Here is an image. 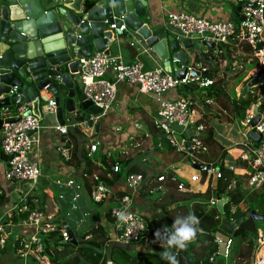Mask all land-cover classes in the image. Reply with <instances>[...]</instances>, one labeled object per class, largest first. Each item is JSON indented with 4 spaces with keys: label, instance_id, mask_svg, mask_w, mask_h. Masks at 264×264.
<instances>
[{
    "label": "crops",
    "instance_id": "obj_1",
    "mask_svg": "<svg viewBox=\"0 0 264 264\" xmlns=\"http://www.w3.org/2000/svg\"><path fill=\"white\" fill-rule=\"evenodd\" d=\"M143 2L144 13L139 17L140 21L149 26H164L173 32L176 30L169 24L168 16L179 10H186L194 16L214 22L232 21L235 24L240 22L234 13L236 9L234 0H189L187 3L182 0H143ZM128 33V29L125 28L122 35L127 36ZM241 48L239 43L230 39L227 43H215L212 49L205 46L201 51L192 49L185 51L190 58L189 65L196 67L195 69L199 66L205 69L202 76L208 71V67L217 68L216 77L213 78L215 83L208 88L200 89L195 85L178 86L158 96L139 92L134 84L119 82L116 84V98L111 111L104 115L98 112L90 118H85L84 111L79 112L76 119H69L64 125H59L66 128L65 133L55 129L58 126L55 114L45 115L46 121L40 120V129L33 136L34 141L29 155L41 169L38 185H35L34 190L28 192L27 185L24 183L9 182L4 179L5 157L0 152V194H3L0 217L6 218L14 207L21 208L23 211L33 207V210L52 214L58 224L72 233L76 243L87 233L104 227L109 235L104 250L108 251L116 235L114 230L116 222L115 219L108 222L105 212L117 206V199L123 193H127L132 198V210L144 218L146 229L151 227L155 228V231L164 226L171 227L177 215L186 216L190 211L197 214L200 212L197 208L200 202L204 203L208 209L217 211L216 206L209 207L208 201L212 198L216 199V194H219L221 198H228L230 195H226V190L222 194L217 191L218 187L215 186L216 182H213L212 171H201L200 167L210 165H217L215 168L219 171L227 170L236 176L237 180L231 181L228 190L235 193L241 200L238 204L241 211L249 210L251 198L246 186L249 167L239 158L240 145L246 141L243 131L237 126L241 140L235 141L234 145H231V141L230 144L224 143L221 146L213 140L216 132L208 125V120L212 116L221 117L223 125L228 127V132L237 124L231 82L244 72V70L240 72L241 67L236 65L237 57L245 55ZM95 54L96 52L93 51L92 56ZM110 55L120 57L126 63L138 61L132 53L122 47L112 51ZM197 55H200L202 59L197 61ZM206 56H210L212 61L207 58L204 63L203 57ZM176 65L179 68L182 67L178 62ZM158 68L163 69L162 62L154 67V69ZM250 71L246 73L239 85L235 86L237 96L241 95L242 88L246 84L243 85V82L249 78ZM167 73L175 76L173 71ZM235 73L238 74L231 78ZM186 93H190L194 99L192 123L184 131L176 128L174 136L176 141L183 139L189 141L192 153L170 143L167 136L154 124L161 99H174ZM42 105L44 108L46 102ZM7 114V111L4 112L3 119L7 117ZM68 116L67 114L66 117ZM198 127H202L199 133ZM193 137L199 139L198 147L194 145ZM91 144H96L94 152L89 150ZM59 146L68 149V158L59 155L57 152ZM200 150L208 153L203 154ZM115 165L119 166L121 171L114 172L112 168ZM130 170L143 176V182L134 190L128 189L125 184V176ZM160 176L164 178L161 181L158 180ZM192 176H197V180L192 181ZM96 181L105 184L110 191L106 201L102 205L98 204V210L94 208L89 196ZM178 182L184 185L182 190L177 188ZM171 195L174 198L171 199ZM201 196H205V199L202 200ZM175 198L178 200L170 202ZM168 201L169 203L166 204L165 202ZM160 203H163L164 208L158 207ZM73 210L82 212L85 218L88 216L93 218V222L86 221L88 227L82 229L79 240H76V233L71 230L68 222L63 219L64 215L61 214L64 212L70 215ZM16 212H13L14 215L19 214ZM7 228H9L7 233L10 234L12 230H16V235L11 238L8 234V245L3 250V254V251H0V264H21L17 261L15 238L20 233L31 234L35 230L30 226L21 225H11ZM258 230L264 235V224L258 226L256 232ZM51 235L54 238H60L57 233ZM145 236L152 246V238L147 230ZM249 239L252 247L248 264H252L254 248L253 240ZM151 246L145 248L141 241L138 244L123 247L135 254L150 250ZM45 248L51 247L45 245ZM53 249L57 252V248ZM216 260L218 258L215 256L214 262ZM187 263L190 262L187 261Z\"/></svg>",
    "mask_w": 264,
    "mask_h": 264
},
{
    "label": "built area",
    "instance_id": "obj_2",
    "mask_svg": "<svg viewBox=\"0 0 264 264\" xmlns=\"http://www.w3.org/2000/svg\"><path fill=\"white\" fill-rule=\"evenodd\" d=\"M235 7H239L238 15L244 19L238 24L232 21H210L203 17H197L187 11L179 10L168 16L169 24L178 31V37L190 38L198 41H208L215 43H227L230 39L238 36L239 40L245 43L251 56L256 60V66L251 69L249 78L261 76L264 72V40L261 38V32L264 27V0H234ZM112 28H116L114 24ZM122 24L118 30L122 33L125 30ZM82 64L80 74L81 88L88 99L99 108V114L104 115L113 109V103L116 98V84L119 82H128L137 86L139 92L146 94L163 95L169 90L178 86L195 85L200 89L208 88L215 83L214 80L204 78L202 73L205 69L197 67L201 76L191 78L189 72L192 68L187 65V71L184 77L177 78L167 73L162 68L153 69L144 72L140 62L126 63L120 57L110 54L96 53L88 59L80 58ZM196 68V67H195ZM262 90V84L260 85ZM17 90L13 87L10 94ZM257 105H264V92L258 96ZM50 109H55V101H47L46 105ZM27 104H21L15 107L13 115L7 114L4 119L0 138V152L5 157L4 179L9 182L24 183L27 190H34L39 181L41 169L35 160L29 155L32 149L33 136L40 129V119L32 114H27ZM194 109V99L190 93L179 96L174 99H161L159 102L158 116L154 124L168 138L169 142L178 145L184 149L185 139L176 141V128L182 131L188 129L192 123V114ZM259 110V109H258ZM252 107L246 111L245 117L239 120V125L246 138L240 145L239 158L246 162L249 167V173L246 180V186L249 192L259 191L264 187V111L259 110V119L254 126L250 125L252 118ZM55 129L60 133H65L64 126H56ZM202 127L197 128V132ZM31 132V134H29ZM248 132L260 134V141L254 142L248 137ZM193 143L196 147L200 145L199 139L193 137ZM96 144H91L90 152H94ZM59 155L68 158V149L59 146L57 149ZM217 165L202 166V172L212 171L216 180L221 177V171L216 169ZM114 172L121 171L119 166H113ZM159 177L158 180H163ZM192 181L197 180V176L191 177ZM143 182V176L137 172H129L125 176V184L128 189L134 190ZM177 188L182 190L184 185L177 184ZM108 187L102 182L96 181V184L90 191V198L93 203L102 204L110 195ZM132 198L130 195L123 194L117 199V206L110 208V215L115 219L114 243L128 246L138 244L142 241L145 248L150 247L151 243L145 236L146 223L144 218L132 210ZM217 200L212 198L208 201L209 206H216ZM239 205L231 203L229 212L231 215L236 213ZM14 211L21 212V208L14 207L9 211L6 218L0 217V251H3L8 245L7 227L30 226L34 228L31 234H18L15 238V252L17 261L21 264H52L50 256L45 252L44 239L57 233L62 240L69 237V232L54 220L52 214L44 213L39 210H30L25 217L13 220ZM121 212L129 215L126 222L118 220ZM253 238V263L264 264V235L261 231H254ZM231 239L226 242L224 257L228 256ZM177 255L180 264L179 250L173 251ZM218 254V249L209 259V263H214V257Z\"/></svg>",
    "mask_w": 264,
    "mask_h": 264
},
{
    "label": "water",
    "instance_id": "obj_3",
    "mask_svg": "<svg viewBox=\"0 0 264 264\" xmlns=\"http://www.w3.org/2000/svg\"><path fill=\"white\" fill-rule=\"evenodd\" d=\"M143 7V0H0V138L4 112L24 103L29 105L27 114L46 121L44 116L53 113L58 125L76 119L82 111L85 118L98 113L99 108L80 88V58H90L93 51L110 54L122 47L136 57L144 72L152 71L162 62L164 71H173L175 77L182 78L190 61L186 50L214 48L213 41L176 37L178 31L143 24L139 19ZM238 12L239 7L234 13L243 21ZM122 24L129 31L127 36L118 30ZM260 35L264 40V27ZM198 76L201 72L192 68L189 77ZM261 84L264 92V72L248 80L241 95ZM13 87L17 90L10 94ZM52 99L56 108H43L42 104ZM252 113L250 125L254 126L259 119L257 104L252 106ZM247 135L260 141L258 133ZM184 148L192 153L189 141L184 143ZM213 182H216L215 174ZM215 198L216 209L224 216L223 206L228 198L219 194ZM246 219L264 220V215L252 210L247 217L233 222L225 218L220 221L213 234L219 255L224 257L230 234ZM60 243L76 245L70 231L68 239ZM45 252L52 257L49 248ZM213 264H225V260L220 258Z\"/></svg>",
    "mask_w": 264,
    "mask_h": 264
},
{
    "label": "trees",
    "instance_id": "obj_4",
    "mask_svg": "<svg viewBox=\"0 0 264 264\" xmlns=\"http://www.w3.org/2000/svg\"><path fill=\"white\" fill-rule=\"evenodd\" d=\"M235 43H239L242 47L241 50L245 55L237 57L236 65L241 67V71L244 70L243 73L239 74L236 77L235 81L231 82L232 85V93H233V107L236 118L243 119L245 117L246 111L249 110L254 104L257 103L258 96L261 94L262 90L260 86H254L250 88V90L246 93V95H236L235 86L239 85L241 80L245 77L246 73L256 66V60L251 56L249 47L243 43L239 42L238 36L232 38ZM207 58H210L209 61H212L210 56L203 57L204 63ZM202 59L200 55L196 56V60L199 61ZM214 60V59H213ZM216 62V60H215ZM217 69V68H216ZM213 67H208V71L203 76L204 78H209L214 80L216 77V70ZM232 71V70H231ZM238 72V73H240ZM238 73H235L231 78L235 77ZM250 78H247L243 85L247 83ZM229 81V79L227 80ZM229 84V82H228ZM258 109L260 111H264V105H258ZM129 172H134L130 170ZM236 176L227 170H221V177L216 180L215 186H217V191L222 194L225 190L226 195H230L228 198V202L224 204V216L221 215L214 209H208L206 205L200 202V205L197 206L200 209V212L195 214L199 218V228L201 231L198 233L197 238L190 243L191 247L196 246L191 249V247H187L186 250L179 251L180 256V264H186V262H190L191 264H212L208 262L209 257L216 252L217 244L214 239L213 234L218 230V225L221 221V218H225L226 220L233 222L236 219L247 217L251 210H256L259 214L264 215V187L259 191L250 192V198L252 201L251 208L247 211H241L239 208L236 210L234 215L229 214V205L239 204L240 199L236 197L235 193L230 192L229 184L231 181H236ZM179 183V182H178ZM234 190V189H233ZM235 191V190H234ZM233 193V194H232ZM244 193V192H242ZM124 194V193H123ZM122 195V194H121ZM170 195V194H169ZM170 198H174V196H170ZM3 200V194H0V205ZM178 199H174V202ZM260 200L261 202L257 207H254L253 204L255 201ZM106 200H104L105 202ZM166 204L169 203L165 202ZM103 204V203H102ZM101 204V205H102ZM157 204V203H156ZM161 209L164 208L163 203L158 204ZM257 205V203H256ZM33 210V207L28 208L23 212H18L19 214L13 215V220L17 221L18 219L25 217L26 214ZM105 217L108 222L114 221V218L110 215V208L106 210ZM256 229V225L253 220L246 219L243 223H241L233 232L235 235H240L243 237V243L240 250L230 258L227 264H248L249 256L251 252L252 243L248 237L245 236V232L247 230L253 231ZM148 234L152 238L153 245L150 250H145L142 252H136L135 254L127 251L121 244L111 242L112 246L108 251L104 250V247L109 239L108 232L106 228L99 227L97 230L93 232L87 233L81 240H79L76 245L70 244L72 250L67 254H61V252H55L54 249L50 248L52 252V258L50 261L52 264H169L168 261L162 260L160 253L164 251V249L160 246V242L155 240V228L148 227L146 229ZM54 239V236L49 235L44 240L45 245L47 241ZM231 239V244L229 246V253L227 258L231 256L230 248L233 243V239ZM55 248L58 245L55 244ZM60 245H64L61 244ZM198 245V246H197ZM175 249H172L174 251ZM194 251V254H193ZM61 257V258H60Z\"/></svg>",
    "mask_w": 264,
    "mask_h": 264
},
{
    "label": "rangeland",
    "instance_id": "obj_5",
    "mask_svg": "<svg viewBox=\"0 0 264 264\" xmlns=\"http://www.w3.org/2000/svg\"><path fill=\"white\" fill-rule=\"evenodd\" d=\"M235 22H238V21H235ZM231 94L233 95L232 91H231ZM12 109H13L12 111H14L15 110V107H13ZM14 113L15 112H12V113H10V115H13ZM236 122H237V124H236L235 128L232 127L230 129V131L228 132V127H225L223 125L222 118L221 117H217V116H212L208 120V125L211 126L214 129V131L216 132L215 135L213 136V140L215 142L217 141V144H219L221 146H223L224 143L230 144L231 141H232L231 145L232 144L234 145V142L235 141H240L241 140L240 139L241 138V134H240L239 130L236 129L237 126L239 128H241V126H239V119L238 118H237ZM224 129L226 131H224ZM200 151L202 152V151H205V150H200ZM202 153L203 154H207L208 152L207 153L206 152H202ZM200 198L202 200H204L205 199V196H201ZM260 202H261L260 200L255 201L254 204H253V206L254 207H257ZM256 203H257V205H256ZM93 204H94L93 206H95L94 208H96L98 210V204H96V203H93ZM251 204H252V201H251ZM61 214L64 215L65 218H63V219L68 222V225L70 226L71 230L74 233H76V240H79L81 238V236H82V234H81L82 229H85L86 227H88L86 221H92L93 222V218L91 216L90 217L88 216V217L85 218V215H83L82 212L79 213V212H75L73 210L70 215H66V213H64V212H62ZM229 214H230V212H229ZM221 217H223V216H221ZM254 223L258 227V226L264 224V220H254ZM15 235H16V230H12L10 232V234H9V237L13 238V237H15ZM245 236L246 237L248 236L252 240L254 238V234L250 230H247L245 232ZM230 238L233 239V243H232L231 248H230L231 256L229 258H227V257H223L221 255H215L216 258H218V259H220V258L224 259L225 260V264H227V261L229 262L230 258H232L233 255H235L240 250V248L242 246V243H243V237L240 236V235H235L234 232L230 234ZM61 241L62 240H60V238L55 237L54 239H51V240L47 241V244L53 249V248H55L54 243L55 244L57 243L58 244L56 246L57 247V252H61V254L64 255V254H67L69 251H71L72 250V247H71L70 244L60 245V242ZM188 246L191 247V244H189ZM3 253H4V251L2 252V254Z\"/></svg>",
    "mask_w": 264,
    "mask_h": 264
},
{
    "label": "clouds",
    "instance_id": "obj_6",
    "mask_svg": "<svg viewBox=\"0 0 264 264\" xmlns=\"http://www.w3.org/2000/svg\"><path fill=\"white\" fill-rule=\"evenodd\" d=\"M129 218V215H126L124 212H121L118 216V220L122 222H126ZM199 223V218L190 211L186 216L177 215L171 227L164 226L162 229H158L154 235L155 240L160 242V246L164 249L160 253L161 259L168 261L169 264H179L177 255L172 249L179 251L186 250L188 245L197 238L198 233L201 231L198 227ZM256 230L257 228L253 231Z\"/></svg>",
    "mask_w": 264,
    "mask_h": 264
}]
</instances>
